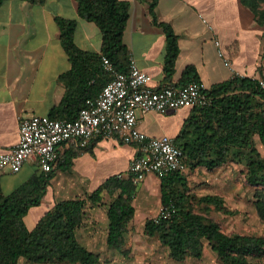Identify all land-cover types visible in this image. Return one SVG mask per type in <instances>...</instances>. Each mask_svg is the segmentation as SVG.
<instances>
[{"label":"crops","instance_id":"obj_1","mask_svg":"<svg viewBox=\"0 0 264 264\" xmlns=\"http://www.w3.org/2000/svg\"><path fill=\"white\" fill-rule=\"evenodd\" d=\"M124 1L129 2V18L123 42L129 55L158 86L197 80L210 90L233 78L231 64L245 75L264 78V21H259L243 0ZM58 17L76 20L74 41L81 50L101 52L102 31L95 21L79 15L77 0H6L0 6V152L18 143L21 116L54 114L71 89L69 77L64 79V75L71 72L73 64L61 42ZM166 25L172 28L178 44L172 72L166 69ZM216 39L221 42L223 55L218 53ZM187 69L189 78L185 79ZM72 84L76 87V81ZM72 98V104L78 106L84 94ZM212 114L187 106L166 113L139 110L138 126L149 135L177 138L189 152L207 159L210 154L223 152L218 137H210L218 129ZM233 148L234 145L224 151ZM138 150L137 142L101 136L95 137L84 152L63 144L50 172H43L38 161L30 159L18 172L0 170V185L3 192L11 193L35 175L48 178L41 204L33 206L25 216L27 226L32 228L57 201L72 199L70 193L78 192V188L96 190L119 173L126 172L119 178L130 179L129 163ZM199 158L190 154L188 169ZM199 166L208 167L203 162ZM161 201L162 177L151 172L136 184L133 205L137 218L145 219L155 212ZM90 244L87 245L92 248Z\"/></svg>","mask_w":264,"mask_h":264},{"label":"trees","instance_id":"obj_2","mask_svg":"<svg viewBox=\"0 0 264 264\" xmlns=\"http://www.w3.org/2000/svg\"><path fill=\"white\" fill-rule=\"evenodd\" d=\"M6 0H0V6ZM44 2V0H27ZM254 10L257 19L264 21V0H243ZM79 15L95 21L101 31L103 45L100 53L81 50L74 41L76 20L58 17L61 42L73 64L69 77L71 89L58 107L54 118L73 119L84 106L87 97H95L109 76L102 65V56H108L116 67L126 71L129 64V51L123 42V35L129 18V2L124 0H77ZM151 11L155 18L153 7ZM168 34V53L166 69L173 71L178 53L177 37L169 25L165 27ZM189 69L185 72L187 79ZM76 81V87L73 82ZM73 88V89H72ZM214 97L211 106L197 108L201 112H212L218 129L210 137H218L223 150L229 146L257 133L264 146V89L249 76L234 77L208 90ZM84 94L82 102L75 106L72 96ZM262 101L260 108L257 100ZM78 110V111H77ZM77 111V113H76ZM179 144L178 139L175 138ZM180 145V144H179ZM187 160L192 154L180 145ZM189 152V154H188ZM207 163L213 167L220 161H208L199 158L198 163ZM52 175V173H51ZM50 175V176H51ZM248 182L262 186L256 201L260 215L264 218V162L252 160L249 163ZM43 174L5 194L0 185V264H19L21 258L37 263L53 264H96L98 253L89 250L77 237L81 226L87 200L72 198L57 201L49 208L32 228L25 222V216L33 206L41 204L45 182ZM184 179L181 172H173L162 177V203H174L176 211L166 219H149L146 230L151 235H158L160 241L170 249V255L176 260H185L189 256L202 257L205 241L208 240L223 264H264V235L228 233L212 217L196 212L184 202L185 195L177 194L173 187L175 182ZM116 196L109 202L107 215L109 219L107 243L110 246H121L128 231V225L135 214L133 196L136 184L133 180L119 177L109 178L99 186L89 199L94 203L103 202V191ZM207 205L216 210L234 213L224 199L217 194H207L201 198Z\"/></svg>","mask_w":264,"mask_h":264},{"label":"built area","instance_id":"obj_3","mask_svg":"<svg viewBox=\"0 0 264 264\" xmlns=\"http://www.w3.org/2000/svg\"><path fill=\"white\" fill-rule=\"evenodd\" d=\"M203 22L208 19L200 15ZM218 53L223 55L220 40ZM102 65L109 75L95 97H87L84 106L73 119L54 118L50 115L21 116L18 143L7 151L0 152V170L9 168L18 172L30 159L38 161L43 172H50L59 160L60 147L73 145L84 152L97 136L121 139L125 143L139 144V152L128 167L127 175L135 184L142 182L153 172L163 177L173 172L188 170V160L183 148L175 138L164 134L160 137L149 135L138 126V111L166 113L179 107L206 108L214 97L197 80L182 85L158 86L152 76L142 70L135 57L129 55L126 71L120 70L106 56ZM234 77H246L232 64ZM251 77V76H249ZM264 89L263 77H251ZM125 176L119 173L118 177ZM176 211V205H162L157 219H166Z\"/></svg>","mask_w":264,"mask_h":264},{"label":"rangeland","instance_id":"obj_4","mask_svg":"<svg viewBox=\"0 0 264 264\" xmlns=\"http://www.w3.org/2000/svg\"><path fill=\"white\" fill-rule=\"evenodd\" d=\"M256 108H260L262 101L257 98ZM208 161H220L213 167L191 164L183 175L182 182L174 185L177 194L185 195L184 202L196 212L203 213L217 220L222 228L228 232L264 235V218L260 215L256 201L262 186H255L248 182L249 163L252 160L264 162V146L257 133L234 145L222 157L219 153L210 154ZM206 159V158H205ZM126 175V172H125ZM78 192L70 193V197L87 200L85 215L81 226L77 229V237L89 250L99 254L96 264H223L217 253L213 251L208 240L202 257L189 256L185 260H176L170 255V249L163 244L158 235H151L146 230V222L158 216L163 205L158 204L157 210L145 219L137 218L136 211L128 225L124 242L121 246H110L107 243L109 219L107 202L115 196L106 190L102 193V205L89 199L95 188L88 186L78 188ZM8 194V191L4 192ZM207 194L221 196L225 204L234 213L216 210L213 205H207L201 198ZM88 242L92 248L88 247ZM264 263V257L260 260ZM19 264H53L37 263L21 258ZM67 264V263H65ZM73 264V263H71Z\"/></svg>","mask_w":264,"mask_h":264}]
</instances>
